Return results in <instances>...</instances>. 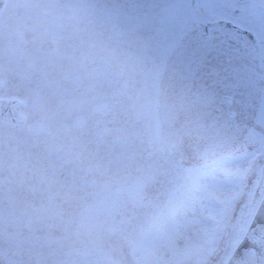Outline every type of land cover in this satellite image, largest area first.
I'll list each match as a JSON object with an SVG mask.
<instances>
[{
	"label": "rangeland",
	"instance_id": "rangeland-1",
	"mask_svg": "<svg viewBox=\"0 0 264 264\" xmlns=\"http://www.w3.org/2000/svg\"><path fill=\"white\" fill-rule=\"evenodd\" d=\"M157 1L150 5L149 11L136 14L99 11L100 16L95 15L98 17L92 22H87L86 17H78L80 9L77 16H72V10L83 5L81 0H27L25 6L24 2L18 1L6 8V15L12 17L9 23H4L7 25V45L13 53H21V59L27 52V63L24 67L23 59L15 60L12 63L16 66L14 68L9 61V73L12 75L6 74L5 68L0 69V75L6 74L5 77L10 79L26 70L27 76L21 78H25L27 83L41 86L45 91L67 94L74 84V91L89 87L101 96L94 98L92 103H65L63 117L74 118L66 128L56 126L57 121L52 126H46L33 116L22 125H0V255L8 249L4 246L11 245L12 236H8L10 228L15 229L11 232L29 231L27 238L38 233L57 231L62 239L84 232L103 233L107 227L111 229L108 226L110 221L114 224L121 221V227L117 225L114 228L127 230L128 249H134V252L138 249L141 238H137V229L128 230L135 228L129 225L142 222L143 214L148 217L154 205H149L148 210L138 215L137 206L126 208L125 203L121 204L122 207L108 206L105 201L119 196L115 192L120 193L122 190H110L116 178H120L127 186L125 198L136 199L138 191L145 186L143 177L154 171L146 168L153 166L150 160L157 157L156 149L161 148L156 121L160 88L156 81L161 75L175 31L182 25L185 28L184 22L178 24L180 18L185 14L188 17L195 16L185 0H163L162 9L152 12L151 7L156 6ZM66 12V21L74 20L65 23L63 28L61 15ZM20 19L21 22H15ZM59 30L73 37L71 47L74 52L79 51L76 59L77 67L81 68L71 76L62 75L60 69L64 67L60 65L61 60L56 59V65L50 57L54 53L56 58L58 38L54 36L58 35ZM133 30H138L135 32H141L142 36L147 35L146 41H141L138 54H134L137 53L135 48L125 46L126 36L132 37ZM88 36L100 41L95 50L93 44H88ZM107 40L112 42L111 55L104 54L100 46L101 43L107 44ZM154 44L162 49L158 62L155 53L149 50ZM71 47L70 42L64 40L58 46V52L65 53ZM110 56L111 75L115 76L117 82H110L108 78L111 75L104 71V58ZM5 58H8L7 54ZM91 68L96 72L95 78L92 75L87 79L83 73H90ZM52 73L61 76L57 79L47 76ZM46 77L48 82H44ZM62 78H68L69 82L60 83ZM73 79L77 82H73ZM16 83L23 82H7L5 93ZM129 84L131 87H128ZM110 91H113V97H105ZM160 150L163 152V147ZM141 170L143 173L139 176ZM201 190L204 196L193 187L192 197L185 207L182 201L175 206L170 217L168 213L155 224L153 235L156 241L152 242L154 245L148 249L147 256H157L166 262L193 255L202 246L208 245L212 231L217 227V221L229 201L220 193L219 200L206 196L210 192L221 191L216 181L207 180L201 185ZM173 203L174 200H164L155 207H160L156 215H152L157 217L161 208ZM219 203L220 207H215ZM110 207L114 209L113 212L109 211ZM118 215L119 219H115ZM246 221L247 218L238 220L233 231L231 228L227 230L222 264L243 235ZM124 223L128 225L125 227ZM40 227L44 228L43 231ZM77 239L87 242L84 236ZM211 252L212 249L208 250V255ZM95 254L100 255L96 250ZM102 256L110 259L106 254ZM10 260L14 261L12 258ZM63 263L106 264L103 259L91 257L88 253L65 256L60 260V264Z\"/></svg>",
	"mask_w": 264,
	"mask_h": 264
},
{
	"label": "flooded vegetation",
	"instance_id": "flooded-vegetation-1",
	"mask_svg": "<svg viewBox=\"0 0 264 264\" xmlns=\"http://www.w3.org/2000/svg\"><path fill=\"white\" fill-rule=\"evenodd\" d=\"M11 1L17 0H5L0 22ZM201 1L192 7L190 2L195 16L180 18L185 28L175 31L162 70L159 82H169L162 94L168 102L163 136L168 158L151 160L155 168L148 194L172 197L190 188L195 177L214 179L223 193L239 200L238 208L249 212L264 194V0ZM4 64L0 56V68ZM4 247L7 264H43L61 257L22 240Z\"/></svg>",
	"mask_w": 264,
	"mask_h": 264
},
{
	"label": "water",
	"instance_id": "water-1",
	"mask_svg": "<svg viewBox=\"0 0 264 264\" xmlns=\"http://www.w3.org/2000/svg\"><path fill=\"white\" fill-rule=\"evenodd\" d=\"M230 264H264V201Z\"/></svg>",
	"mask_w": 264,
	"mask_h": 264
}]
</instances>
